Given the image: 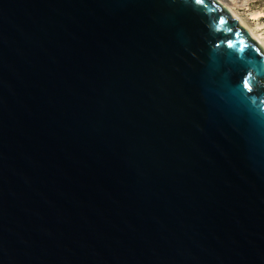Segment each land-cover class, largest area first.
I'll use <instances>...</instances> for the list:
<instances>
[{"label":"water","instance_id":"1","mask_svg":"<svg viewBox=\"0 0 264 264\" xmlns=\"http://www.w3.org/2000/svg\"><path fill=\"white\" fill-rule=\"evenodd\" d=\"M0 264H264V49L217 0H0Z\"/></svg>","mask_w":264,"mask_h":264},{"label":"rangeland","instance_id":"2","mask_svg":"<svg viewBox=\"0 0 264 264\" xmlns=\"http://www.w3.org/2000/svg\"><path fill=\"white\" fill-rule=\"evenodd\" d=\"M217 1L230 10L236 18L242 20L252 31H255L264 41V0Z\"/></svg>","mask_w":264,"mask_h":264},{"label":"bare ground","instance_id":"3","mask_svg":"<svg viewBox=\"0 0 264 264\" xmlns=\"http://www.w3.org/2000/svg\"><path fill=\"white\" fill-rule=\"evenodd\" d=\"M227 9V8H226ZM228 10V9H227ZM228 12H230V14L234 17V18H236L233 14H232V12L230 11V10H228ZM238 21H239V24L243 27V28H245L248 32H249V34L255 39V40H257L259 43H260V45H261V42H262V45H263V43H264V41H263V39H262V37L260 38L259 37V35H257L256 34V32L255 31H252L242 20H240V19H238V18H236ZM249 29H247V28ZM261 45V46H262ZM264 46V45H263ZM262 46V47H263ZM264 49V48H263Z\"/></svg>","mask_w":264,"mask_h":264}]
</instances>
